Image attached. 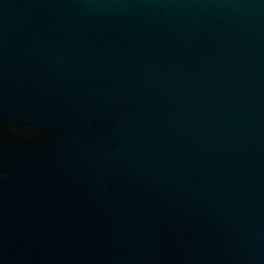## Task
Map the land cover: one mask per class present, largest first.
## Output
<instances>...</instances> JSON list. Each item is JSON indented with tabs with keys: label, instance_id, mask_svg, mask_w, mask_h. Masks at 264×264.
Returning a JSON list of instances; mask_svg holds the SVG:
<instances>
[{
	"label": "water",
	"instance_id": "water-1",
	"mask_svg": "<svg viewBox=\"0 0 264 264\" xmlns=\"http://www.w3.org/2000/svg\"><path fill=\"white\" fill-rule=\"evenodd\" d=\"M0 264H264V0H0Z\"/></svg>",
	"mask_w": 264,
	"mask_h": 264
},
{
	"label": "flooded vegetation",
	"instance_id": "flooded-vegetation-1",
	"mask_svg": "<svg viewBox=\"0 0 264 264\" xmlns=\"http://www.w3.org/2000/svg\"><path fill=\"white\" fill-rule=\"evenodd\" d=\"M6 133L2 136L1 144L12 146L15 150H26L40 156L39 143L45 141L44 136L32 127L15 128L5 126ZM2 175V174H1Z\"/></svg>",
	"mask_w": 264,
	"mask_h": 264
}]
</instances>
